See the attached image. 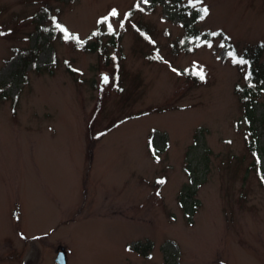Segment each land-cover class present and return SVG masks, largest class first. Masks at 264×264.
I'll return each instance as SVG.
<instances>
[{"label": "rangeland", "instance_id": "rangeland-1", "mask_svg": "<svg viewBox=\"0 0 264 264\" xmlns=\"http://www.w3.org/2000/svg\"><path fill=\"white\" fill-rule=\"evenodd\" d=\"M105 16L115 75L56 27L86 37ZM0 32V264L59 247L66 264H264V127L248 145L235 92L255 51L264 66V0H0Z\"/></svg>", "mask_w": 264, "mask_h": 264}, {"label": "trees", "instance_id": "trees-1", "mask_svg": "<svg viewBox=\"0 0 264 264\" xmlns=\"http://www.w3.org/2000/svg\"><path fill=\"white\" fill-rule=\"evenodd\" d=\"M189 7L190 6L186 3L178 4L179 13L182 17L183 13H185ZM203 15L202 10L198 8L194 9L195 19L186 25L187 32H190L193 29L194 25ZM105 17L98 19L96 27L86 37H80L77 33L68 31L70 35L78 37L79 41H82L83 43L72 39H69L68 41H70L76 49L96 53L100 70L107 71L109 74L115 75L117 73V67L119 66V64H117L118 58L114 54L108 53V49L118 47L123 30L119 29L118 31H114L110 20L108 17L107 20H105ZM109 24L112 26V31H109ZM102 25L106 26L105 30L101 28ZM243 57L248 58L246 55H243ZM247 62L248 67L246 69L245 84L236 85L235 92L239 96V99L244 107L247 137L250 138L249 142L247 140V143L252 146L253 141H256V122L264 127V111L261 114H257L255 108H253L256 98L261 94V92H264V66L261 63H258V51H255L254 55L250 56ZM256 63L259 65H256ZM237 65L242 67V64L237 63ZM180 73L192 81H197L200 77V75H198L199 72L195 71L193 68L184 69ZM254 146L255 144L253 143V147Z\"/></svg>", "mask_w": 264, "mask_h": 264}, {"label": "snow or ice", "instance_id": "snow-or-ice-1", "mask_svg": "<svg viewBox=\"0 0 264 264\" xmlns=\"http://www.w3.org/2000/svg\"><path fill=\"white\" fill-rule=\"evenodd\" d=\"M145 2H147V0H145ZM202 11H203L204 16H206V15L208 14V9H207L206 7L203 8ZM116 14H117V13L115 12V10H113V12L111 13V15H113V16H115ZM104 19L107 20V17H105ZM201 19H203V16L201 17ZM56 27H57L61 32L64 33V39H65V40L72 39V40H77V41L80 42V43H83L82 41H79V38H78V37H76V36H74V35H70V34L68 33L67 29H65L63 26L57 24ZM108 27H109V31H112V26H111L110 24L108 25ZM0 35H4V33L0 32ZM212 35H217V33H213ZM229 55H233V54H232V53H229ZM233 63L246 64L247 62H246L245 60H243V59H239V60L234 59V60H233ZM174 71H175V70H174ZM198 75H200V78H201V79L204 78L202 71H201L200 73H198ZM103 80H104L105 83H108V81H109V77H108L107 75H105V76L103 77ZM157 159H159V158L157 157ZM262 179H264V178H262ZM160 183H163V181H160Z\"/></svg>", "mask_w": 264, "mask_h": 264}, {"label": "water", "instance_id": "water-1", "mask_svg": "<svg viewBox=\"0 0 264 264\" xmlns=\"http://www.w3.org/2000/svg\"><path fill=\"white\" fill-rule=\"evenodd\" d=\"M55 262L57 264H66L65 252L63 248H60L56 253Z\"/></svg>", "mask_w": 264, "mask_h": 264}]
</instances>
